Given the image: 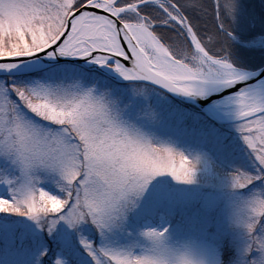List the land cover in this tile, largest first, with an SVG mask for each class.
Here are the masks:
<instances>
[{"label":"snow or ice","instance_id":"obj_1","mask_svg":"<svg viewBox=\"0 0 264 264\" xmlns=\"http://www.w3.org/2000/svg\"><path fill=\"white\" fill-rule=\"evenodd\" d=\"M236 10L0 0V234L47 232L31 264H204L196 233L217 214L222 237L226 205L242 229L231 264H264V81L246 61L264 71V36L234 43ZM169 93L222 98L187 126Z\"/></svg>","mask_w":264,"mask_h":264},{"label":"rangeland","instance_id":"obj_2","mask_svg":"<svg viewBox=\"0 0 264 264\" xmlns=\"http://www.w3.org/2000/svg\"><path fill=\"white\" fill-rule=\"evenodd\" d=\"M236 18L233 23L235 41L240 42V37L249 32H255L256 35L251 39L256 41L258 37L264 36V0H237ZM246 61L249 64V71L256 69L254 65L259 64L260 58L258 56L248 55ZM168 103L172 105L175 110V122H183L184 125L190 126L191 119H186L185 114L191 113L203 116L194 107L183 104L170 96H168ZM206 123V126L215 127L222 134L229 138L236 137L235 129L228 124H217L212 121H201ZM238 141V137H237ZM178 146H183L182 142ZM242 147V146H241ZM236 163H247L246 155L241 151L239 159L234 161ZM5 191L3 185H0V192ZM231 215L230 206H225L223 211L219 214L220 223L224 235L219 239L215 238L217 231V214H213L211 221L207 224L206 234L196 233L197 239L203 241L194 248V253L197 259L203 260L204 264H231L232 258L236 254L235 241L239 237L242 229L235 224L229 222L228 217ZM19 220L25 218L19 217ZM28 227L31 228V222ZM20 231L18 230L15 237L6 234H0V264H31V260L39 250L41 244H46L51 241V236L45 232L43 236L29 235L26 238H20ZM123 240V237H121Z\"/></svg>","mask_w":264,"mask_h":264},{"label":"water","instance_id":"obj_3","mask_svg":"<svg viewBox=\"0 0 264 264\" xmlns=\"http://www.w3.org/2000/svg\"><path fill=\"white\" fill-rule=\"evenodd\" d=\"M253 73V78L249 81L250 83H253L255 84L256 80L259 79L261 81H264V71H261L259 70L258 68L250 71ZM168 96H170L171 98L181 102V103H184L186 105H189V106H192L194 107L196 110L200 111L202 114L209 108V106L212 104V101L213 100H219L222 98V95L220 93H216V94H213L212 96L204 99V100H201L199 98H197L194 102L191 101V100H187L185 98H182V97H176L174 96L173 94L169 93ZM217 124H228V123H231V122H220V121H213Z\"/></svg>","mask_w":264,"mask_h":264},{"label":"trees","instance_id":"obj_4","mask_svg":"<svg viewBox=\"0 0 264 264\" xmlns=\"http://www.w3.org/2000/svg\"><path fill=\"white\" fill-rule=\"evenodd\" d=\"M198 111V110H197ZM199 112V111H198ZM213 122V121H212ZM213 123H215V122H213Z\"/></svg>","mask_w":264,"mask_h":264}]
</instances>
